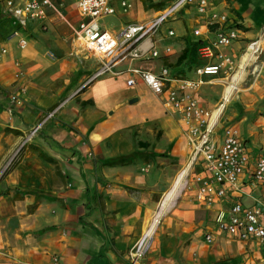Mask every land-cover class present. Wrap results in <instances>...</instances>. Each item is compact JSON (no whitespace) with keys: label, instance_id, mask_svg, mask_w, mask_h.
<instances>
[{"label":"crops","instance_id":"obj_1","mask_svg":"<svg viewBox=\"0 0 264 264\" xmlns=\"http://www.w3.org/2000/svg\"><path fill=\"white\" fill-rule=\"evenodd\" d=\"M53 1L65 19L48 8L46 18L31 19L22 27L4 12L5 0H0V264H50L55 257L60 264H127L157 213L165 216L153 234L146 264H264V241L232 238L215 222L221 209L228 211L236 202L261 205L264 187L245 174L237 191L206 205L194 196L191 176L200 169L195 166L180 188L188 187L184 191L190 196L176 199L179 189L174 201L163 206L179 174L187 170L190 154L182 128L143 81L130 87L127 75L109 73L87 84L98 63L94 58L84 64L79 54L87 51L74 31L81 15L72 0ZM130 1L128 11L122 0L112 1L116 13L105 28L113 34L126 23L149 22L160 11L146 9L144 0ZM211 2L213 10L227 14L242 29L231 46L213 47L215 53L234 56L238 66L247 44L263 33L264 0ZM177 22L178 27L164 23L154 36L162 52L173 47L169 56L152 63L154 70L163 62L177 69L188 40L204 41L195 64L219 61L202 55L217 30L214 26L208 31L194 5L170 21ZM198 27L202 34L195 36ZM169 29L175 30L174 36L168 35ZM16 31L27 39L26 48L19 46ZM131 65L147 66L123 62L117 69ZM238 73L240 88L215 138L221 142L222 127L234 124L251 153L264 154V42L257 62ZM225 82L222 72L206 77L203 85L208 87L201 85L198 91L201 103L213 108ZM215 85L221 88L211 90ZM143 88L152 98H144ZM16 93L22 96L20 105L11 104ZM55 109L13 165L30 130ZM121 158L133 160L110 164ZM208 233L213 234L211 243Z\"/></svg>","mask_w":264,"mask_h":264},{"label":"built area","instance_id":"obj_2","mask_svg":"<svg viewBox=\"0 0 264 264\" xmlns=\"http://www.w3.org/2000/svg\"><path fill=\"white\" fill-rule=\"evenodd\" d=\"M81 15L80 22L75 27L76 37L82 42L86 50L96 59L97 69L89 81L113 73L116 76L127 75V85L134 87L143 81L148 88L161 100L166 113L176 118L186 138L185 147L189 150L187 170L184 177H189L192 168L195 170L192 184L195 185L194 196L199 202L213 205L222 201L229 191H237L243 175L249 174L253 183L264 187V154L254 156L241 136L239 129L234 124L225 125L222 141L215 138V133L227 105L232 100L240 86L241 74L260 58L263 52L264 30L262 35L251 40L245 48L242 59L244 64L236 66L235 57L218 49L231 46L241 38L242 29L236 22H231L227 14L213 10L211 0H171L160 9L159 13L149 22H129L123 25L118 33H114L101 24V20L116 13L112 4L113 0H72ZM130 0H122L124 11H128L132 4ZM195 7L199 17L204 20V25L211 30L216 26V38L210 45H204V57H217L218 62L197 63L192 71L177 73L170 63L163 62L162 68L154 70L152 63L155 60L169 56L173 47L167 46L162 52L157 46L154 36L160 31L162 25L175 18L180 11L190 6ZM52 8L57 15L65 19L59 5L53 0H5L4 12L16 24L26 26L31 19H44L47 9ZM195 36L202 34L201 27L193 30ZM168 35L174 36L175 30L169 29ZM19 46L24 49L28 45L25 37L16 31ZM6 51V50H4ZM123 62H141L147 66H129L117 69ZM244 65V66H243ZM224 73L225 91L213 108H208L201 103L198 91L205 83L208 76ZM22 96L16 93L11 97L12 105L22 104ZM58 109L52 110L38 122L25 138L37 135L46 120L53 117ZM20 150V149H19ZM18 154V152H17ZM17 154L13 159H17ZM184 185H187L185 182ZM218 229L226 232L232 238L249 240L256 238L264 241V201L261 205L244 206L241 202L234 203L228 211L221 209L215 218ZM206 241H213V234H206ZM145 246L138 254L140 246H134L133 261L142 257ZM135 263V262H134ZM50 264H60L57 257Z\"/></svg>","mask_w":264,"mask_h":264},{"label":"rangeland","instance_id":"obj_3","mask_svg":"<svg viewBox=\"0 0 264 264\" xmlns=\"http://www.w3.org/2000/svg\"><path fill=\"white\" fill-rule=\"evenodd\" d=\"M144 1H146L145 2V5H146V9H148V8H150V1H148V0H144ZM171 0H158V2H164V3H167V2H170ZM112 20H113V18H111V17H106V18H104L103 20H101V24L105 27V26H109L111 23H112ZM170 21H171V19H168L166 22H165V24L166 25H171V26H173V27H178V25H179V23L177 22V23H170ZM79 54L80 55H82V58H84L83 59V63L84 64H87L88 62H92V61H94L95 62V59H94V57H85V56H88L87 54H89L87 51H85V50H82V52H80L79 51ZM91 56V55H90ZM92 60V61H91ZM203 87H208V85H203ZM211 87V90H213V89H220L221 88V86H219V85H215V86H210ZM144 89V98L145 97H151L152 95H151V93L146 89V88H143ZM152 98V97H151ZM151 98H150V100H151ZM43 130V129H42ZM41 131V130H40ZM30 133V132H29ZM29 133H28V135H29ZM40 133V132H39ZM36 137V135L35 136H33L32 138H29L28 140H27V142L24 144L25 146H22L21 148H20V150H19V152H18V154H17V159L20 157V155H22L24 152H25V150L27 149V146H28V144H30V142L34 139ZM188 187H186L184 190H186ZM184 190H181L180 189V191H179V193H178V197H176V199H179V198H186V197H189L190 195H188V194H185V191ZM182 191V192H181ZM182 195V196H181ZM175 199V198H174ZM174 201V200H173ZM175 201H177V200H175ZM164 216H165V214L164 213H161V215H160V217H159V222H158V226L160 225V223H161V221H163V218H164ZM154 235H155V233H154ZM154 235L151 237V239H150V241H149V243L147 244V246H146V248H145V251H144V253H143V255H142V257H139V260L138 261H133V259H132V252H134V249H131V251H130V253H129V259L127 260V264H146V263H148V261H149V254H150V248H149V245H150V242H151V240H152V238L154 237ZM209 243H211V242H209ZM153 249H154V247H152ZM177 254H178V252L176 253V255H175V257H178L177 256ZM135 262V263H134Z\"/></svg>","mask_w":264,"mask_h":264},{"label":"trees","instance_id":"obj_4","mask_svg":"<svg viewBox=\"0 0 264 264\" xmlns=\"http://www.w3.org/2000/svg\"><path fill=\"white\" fill-rule=\"evenodd\" d=\"M148 1L152 2V0H148ZM151 2H150V5H151L150 8L154 7L158 10L163 9L164 6L166 5V3L164 2L163 3L162 2L151 3ZM203 44H204V41L202 40H194V41L188 40L187 41L186 48L184 49L183 53L178 59V63L176 64L177 69H175V71L177 73L186 74L187 72L193 69L195 63L198 60V49L199 47H202ZM185 62L187 64L186 65L187 67L178 68V66H180L181 63H185ZM18 160H20V158ZM18 160H15V162H13L12 164L14 165V163H16ZM132 160L133 158H121V159L111 161L110 164H119V163L127 164V163H130Z\"/></svg>","mask_w":264,"mask_h":264},{"label":"bare ground","instance_id":"obj_5","mask_svg":"<svg viewBox=\"0 0 264 264\" xmlns=\"http://www.w3.org/2000/svg\"><path fill=\"white\" fill-rule=\"evenodd\" d=\"M243 74V73H242ZM184 170V169H183ZM184 174L185 172H182L181 174H179L177 180L174 182V186L170 189V191L168 192V194L166 195V197L164 198V200L162 201V205L163 206H168L169 204H171L177 194V192L179 191V189L181 188V184L183 183L184 180ZM161 207V206H160ZM161 213H157V216L154 220V222L152 223V225L150 226V228L143 234V236L138 240L137 245L140 246L139 252L138 254L142 251L143 246L145 243H149L151 237L153 236V234L155 233V230L157 228L159 217H160ZM146 247V246H145Z\"/></svg>","mask_w":264,"mask_h":264}]
</instances>
